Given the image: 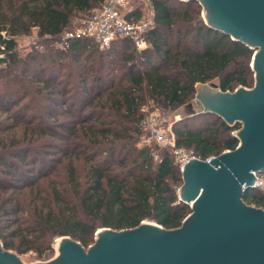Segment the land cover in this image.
Wrapping results in <instances>:
<instances>
[{"label": "trees", "instance_id": "trees-1", "mask_svg": "<svg viewBox=\"0 0 264 264\" xmlns=\"http://www.w3.org/2000/svg\"><path fill=\"white\" fill-rule=\"evenodd\" d=\"M103 2L0 0V240L19 255L47 258L65 236L88 248L102 228L146 220L180 228L192 212L178 197L183 175L173 156L144 141L145 108L174 112L198 84L254 86V50L210 28L195 0H150L156 24L143 51L122 38L60 48L59 37ZM33 29L40 40L21 53L17 38ZM171 127L177 145L203 159L239 145L241 123L214 113ZM243 201L264 209V192L248 189Z\"/></svg>", "mask_w": 264, "mask_h": 264}, {"label": "water", "instance_id": "water-1", "mask_svg": "<svg viewBox=\"0 0 264 264\" xmlns=\"http://www.w3.org/2000/svg\"><path fill=\"white\" fill-rule=\"evenodd\" d=\"M195 1L210 28L255 52L252 88L224 92L215 82L198 84L195 101L202 109L192 113L244 124L237 132L242 143L210 163L192 159L184 166L180 200L193 204L180 228L152 221L120 231L102 228L88 251L65 236L59 257L37 264H264V209L243 201L253 173L264 169V0ZM0 264L25 263L0 240Z\"/></svg>", "mask_w": 264, "mask_h": 264}, {"label": "built area", "instance_id": "built-area-1", "mask_svg": "<svg viewBox=\"0 0 264 264\" xmlns=\"http://www.w3.org/2000/svg\"><path fill=\"white\" fill-rule=\"evenodd\" d=\"M150 2V0H104V2L88 16L82 25L66 31L59 37L58 46L66 49L71 41L88 38L96 41L102 48H107L117 39H128L132 41L137 51H143L148 47L147 36L155 27L154 11L148 17L140 18V7L138 3ZM0 45V59L5 57ZM142 128L146 132L145 142H151L173 156L178 164L181 173L184 166L192 159L212 162L218 156L201 158L193 150L180 147L176 143L172 127L161 120L158 112H149L142 122ZM255 181L251 189L264 192V169L254 172ZM180 200V188L178 189ZM192 207V203L189 204Z\"/></svg>", "mask_w": 264, "mask_h": 264}, {"label": "rangeland", "instance_id": "rangeland-1", "mask_svg": "<svg viewBox=\"0 0 264 264\" xmlns=\"http://www.w3.org/2000/svg\"><path fill=\"white\" fill-rule=\"evenodd\" d=\"M137 5L140 7L139 11H141L140 18L148 17L150 15V12L154 11L151 2L138 3ZM201 17H202L203 21L206 23L207 20L205 18V14H204L203 7H202V10H201ZM81 22H82V19H77L76 20V28L79 27V25L81 24ZM39 40H40V38L38 37V30L37 29H33L31 34L24 35V36H20V37L17 38L18 49H19V51L21 53H26L27 51L31 50L35 46V44H37L39 42ZM255 76H256V74L254 72V79L256 80V77ZM214 82L217 83L216 81H214ZM254 85H255V82H254ZM201 109H202V107L200 106V104H198L195 101V99L191 103H189L187 105H184V106L176 109L174 112H171V113H167V112H165V111H163L161 109L155 108V107L152 108L151 106H147L145 108L146 115L149 112H153V111L154 112L155 111L158 112V114L160 115L161 120H163L167 124L168 127L169 126H172V123L174 121H178V120L184 119V118L190 116L194 112H199ZM243 127H244V124H241V128L238 129V130H236L234 132V134L239 139V144L242 143V139L237 135V132L240 131L241 129H243ZM151 145H154L155 146L156 144H154L153 142H151ZM161 150H163V149H161ZM225 152H228V151H225ZM252 207H255V206H252ZM146 221H149V220H146ZM98 235L95 236V241L96 242L98 241ZM60 238L61 239H64L63 237H60ZM60 238H56L54 240V243H53L54 252H53V254L51 256H49L47 258H39L37 256V254L34 253V252H30V253H27V254H24V255H19V254H17L14 251H12V253L16 254L25 264L47 263V262H50V261L56 259L57 257H59L60 252L57 249L56 242H57V239H60ZM68 239L69 240H72L70 238H68ZM91 246H93V244L90 245L88 248H85V251H88Z\"/></svg>", "mask_w": 264, "mask_h": 264}, {"label": "bare ground", "instance_id": "bare-ground-1", "mask_svg": "<svg viewBox=\"0 0 264 264\" xmlns=\"http://www.w3.org/2000/svg\"><path fill=\"white\" fill-rule=\"evenodd\" d=\"M193 204V203H192ZM100 230H98V232H99ZM61 238L60 239H57V242H56V246H57V249L59 250V246H60V244H61Z\"/></svg>", "mask_w": 264, "mask_h": 264}]
</instances>
